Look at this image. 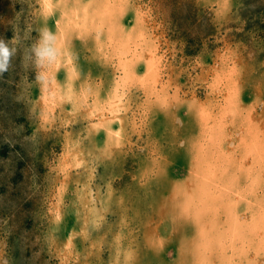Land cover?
<instances>
[{
  "label": "rangeland",
  "instance_id": "rangeland-1",
  "mask_svg": "<svg viewBox=\"0 0 264 264\" xmlns=\"http://www.w3.org/2000/svg\"><path fill=\"white\" fill-rule=\"evenodd\" d=\"M0 45V264H264V0H0Z\"/></svg>",
  "mask_w": 264,
  "mask_h": 264
},
{
  "label": "bare ground",
  "instance_id": "bare-ground-1",
  "mask_svg": "<svg viewBox=\"0 0 264 264\" xmlns=\"http://www.w3.org/2000/svg\"><path fill=\"white\" fill-rule=\"evenodd\" d=\"M47 1V0H46ZM50 1V0H49ZM46 4V3H45ZM49 4V3H48ZM79 4H81V2L79 3ZM49 5H51V4H49ZM77 7H79V6H77ZM80 8V7H79ZM78 10V9H77ZM77 10H76V13H77ZM67 12L66 13H68V11L69 10H66ZM76 22H82V20L81 21H79V20H76ZM78 25H80V26H83V24H81V23H77ZM91 24L93 25L94 23L93 22H91ZM80 28V27H79ZM80 33H81V31H80ZM118 49V48H117ZM119 50V49H118ZM118 50H117V52H118ZM122 57V56H121ZM68 58V57H67ZM59 60H60V57H59ZM125 61H127V60H125ZM124 61V62H125ZM131 61V60H130ZM128 62V61H127ZM132 62V61H131ZM67 63L68 64H70L69 63V59H68V61H67ZM126 63V62H125ZM133 63V62H132ZM134 64V63H133ZM128 65V64H127ZM131 65V64H130ZM69 66V65H68ZM135 67V66H134ZM153 67V68H152ZM68 68V67H67ZM128 68V67H127ZM131 68H133V66L132 67H130V69ZM72 69V68H71ZM149 71L148 72H150V75L151 76H153L155 73H156V70H155V66H153V65H150V68L148 69ZM53 72V71H52ZM129 72V71H128ZM49 74H52V73H49ZM48 74V75H49ZM129 74V73H128ZM153 74V75H152ZM50 76V75H49ZM52 76V75H51ZM132 76V75H131ZM124 77V76H123ZM51 78V77H50ZM53 78V77H52ZM133 78H134V76H133ZM141 78V77H140ZM157 78V77H156ZM54 79V78H53ZM49 80V79H48ZM51 80V79H50ZM134 80V79H133ZM51 82V81H50ZM57 82V81H56ZM72 82V81H71ZM71 82H69V83H71ZM157 82V81H156ZM52 83V82H51ZM54 83H55V81H54ZM53 83V85H54V87H55V84ZM58 85V84H57ZM70 85V84H69ZM71 85H72V83H71ZM121 85V84H120ZM116 86V85H115ZM155 86H156V84H155ZM120 87V86H119ZM48 88H49V86H48ZM59 88H61V87H59ZM71 88V87H70ZM50 89V88H49ZM53 89V88H52ZM155 89V88H154ZM70 90V89H69ZM50 91H53V90H51L50 89ZM67 91V90H66ZM116 91H117V89H116ZM121 91H123V90H121ZM156 91V90H155ZM58 93H60V90L57 88V89H55V94H58ZM114 93V92H113ZM117 93V92H116ZM112 94V93H111ZM95 95H96V93H95ZM94 95V96H95ZM125 95V94H124ZM164 95V94H163ZM53 96H55L56 97V95H54V93H53ZM112 96V95H111ZM158 96V95H157ZM61 97V95L58 97V98H60ZM166 97V95L165 96H163V98H165ZM123 98H124V96H123ZM68 99V98H67ZM112 99H113V102L111 101L110 103H111V108H112V113H113V116L114 117H117L118 115H119V111H117V109L118 108H120V106H122L123 105V99H122V95L120 94V93H117V94H114V96L112 97ZM162 102V101H161ZM94 103V102H93ZM92 103V104H93ZM96 104V103H95ZM122 104V105H121ZM235 104V103H234ZM233 104V105H234ZM94 105V104H93ZM96 106V105H95ZM229 106V105H228ZM92 107V106H91ZM94 107V106H93ZM123 107V106H122ZM125 108V107H124ZM88 109H89V107H88ZM101 109V108H100ZM94 109H92L91 108V111H93ZM97 110V109H96ZM102 110V109H101ZM120 110V109H119ZM97 112V111H96ZM102 112V111H101ZM116 112H117V114H116ZM121 112V111H120ZM93 114V113H92ZM98 114V113H97ZM102 116V115H101ZM105 116H102V118H104ZM105 118H107V117H105ZM122 118V117H121ZM99 122V121H98ZM104 122V121H103ZM103 122H101L102 124H103ZM100 123V124H101ZM122 123V122H121ZM124 128V127H123ZM209 181V180H208ZM204 188H202V190H203ZM212 189V188H211ZM209 190V189H208ZM213 190V189H212ZM207 191V190H206ZM203 192H204V190H203ZM202 193V192H201ZM199 197V195H197V198ZM197 198H196V201H197ZM199 202V201H198ZM187 204V203H186ZM199 204H202V206L204 205V203H199ZM198 204V205H199ZM184 205H185V203H184ZM188 205L189 204H187V206L185 205L184 207H188ZM197 205V206H198ZM191 206H192V204H191ZM200 206V205H199ZM198 206V207H199ZM204 206H206V205H204ZM193 207H195L194 205H193ZM92 208V207H91ZM192 208V207H191ZM196 208V207H195ZM207 208H208V206H207ZM94 209V208H93ZM212 210V209H211ZM217 210V209H216ZM194 211H196V210H194ZM199 212V211H198ZM200 213H202V212H200ZM204 213V212H203ZM231 213V212H230ZM206 216H208V214H206ZM231 216V215H230ZM195 217V216H194ZM234 217V216H233ZM199 218V217H198ZM208 219V218H207ZM201 220V219H200ZM206 220V219H205ZM209 221L207 222V223H203V225H205V224H207V225H210V221H212V218L211 219H208ZM236 221V220H235ZM204 222V221H203ZM209 223V224H208ZM202 225V226H203ZM201 226V227H202ZM207 229V228H206ZM206 233H208V232H206V231H203L202 232V238H201V236H200V238L201 239H203V237H204V239H203V242H205L208 238L206 237ZM209 241V240H208ZM200 245H202L203 247H205L206 249H208V247H206L204 244H202V243H200L199 244V246H198V248H201V246ZM195 254V253H194ZM207 254V253H206ZM208 255V254H207ZM208 259V258H207ZM204 261V260H203ZM222 264V263H221ZM230 264H232V263H230Z\"/></svg>",
  "mask_w": 264,
  "mask_h": 264
},
{
  "label": "clouds",
  "instance_id": "clouds-1",
  "mask_svg": "<svg viewBox=\"0 0 264 264\" xmlns=\"http://www.w3.org/2000/svg\"><path fill=\"white\" fill-rule=\"evenodd\" d=\"M12 53L4 46L0 45V75L7 70Z\"/></svg>",
  "mask_w": 264,
  "mask_h": 264
}]
</instances>
